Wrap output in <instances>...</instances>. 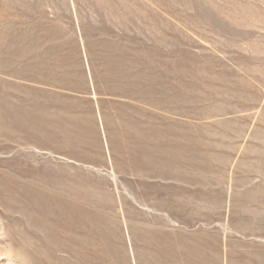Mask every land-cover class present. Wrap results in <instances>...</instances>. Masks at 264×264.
<instances>
[{"label":"rangeland","instance_id":"374dc122","mask_svg":"<svg viewBox=\"0 0 264 264\" xmlns=\"http://www.w3.org/2000/svg\"><path fill=\"white\" fill-rule=\"evenodd\" d=\"M0 264H264V0H0Z\"/></svg>","mask_w":264,"mask_h":264},{"label":"bare ground","instance_id":"6f19581e","mask_svg":"<svg viewBox=\"0 0 264 264\" xmlns=\"http://www.w3.org/2000/svg\"><path fill=\"white\" fill-rule=\"evenodd\" d=\"M202 170V169H201ZM142 174V173H141ZM13 186V185H12ZM41 196V195H40ZM152 200V199H151ZM163 203V202H162ZM173 203V202H172ZM212 205V204H211ZM155 206V205H154ZM130 207V206H129ZM135 208V207H134ZM154 208H156V207H154ZM53 211V210H52ZM82 215V214H81ZM93 216V215H92ZM239 216V215H238ZM92 218V217H91ZM68 220V219H67ZM104 220V219H103ZM137 223V222H136ZM130 224V223H129ZM138 224V223H137ZM149 225V224H148ZM153 225V224H152ZM151 225V226H152ZM158 225V224H157ZM146 227H148V226H146ZM145 227V228H146ZM162 227V226H161ZM112 230V229H111ZM121 230V229H120ZM144 230V229H143ZM107 231H109V230H107ZM91 232V231H90ZM115 232V231H114ZM119 232V231H118ZM143 233V232H142ZM101 234V233H100ZM115 234V233H114ZM119 234H121V233H119ZM153 234V233H152ZM97 235V234H96ZM99 236V235H98ZM102 237V236H101ZM95 238V237H94ZM128 240V239H127ZM178 243V242H177ZM176 243V244H177ZM191 243V242H190ZM118 246V245H117ZM185 247V246H184ZM136 248V247H135ZM146 248V247H145ZM182 248V247H181ZM153 251V250H152ZM228 255V254H227ZM142 257V256H141ZM146 257V256H145ZM93 263V262H92ZM134 263V262H133Z\"/></svg>","mask_w":264,"mask_h":264}]
</instances>
